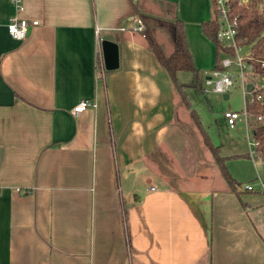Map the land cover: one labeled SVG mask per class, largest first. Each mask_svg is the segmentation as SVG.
<instances>
[{
	"label": "crops",
	"instance_id": "1",
	"mask_svg": "<svg viewBox=\"0 0 264 264\" xmlns=\"http://www.w3.org/2000/svg\"><path fill=\"white\" fill-rule=\"evenodd\" d=\"M135 3L180 19L196 67H215L213 0H24L17 15L38 25L22 41L0 0V264H264V195L229 172L232 189L201 132L199 158L189 151ZM84 99L97 107L74 116ZM178 145L194 166L204 145L212 171L180 169Z\"/></svg>",
	"mask_w": 264,
	"mask_h": 264
},
{
	"label": "trees",
	"instance_id": "2",
	"mask_svg": "<svg viewBox=\"0 0 264 264\" xmlns=\"http://www.w3.org/2000/svg\"><path fill=\"white\" fill-rule=\"evenodd\" d=\"M137 12L142 19L145 30L143 34L148 43V46L156 56L159 64L168 72L176 91L179 93L182 103L189 109L190 116L193 119L196 127L201 132L206 145L211 150L214 159L228 185L235 190L237 182L231 177L228 169L225 166V158H222L216 147H213L204 128L202 121L197 112L192 109L190 104L189 94L187 92L190 88L199 87V77L203 73L196 67L194 57L189 50L186 40L184 23L176 16L169 17L168 24H164V20L160 17L143 14L135 3ZM165 12L171 14L175 6L164 5ZM232 13L238 17L239 20V38L242 39L241 44L249 49L255 57L263 59L264 57V0H248L245 4H239L237 1L232 2ZM217 19L213 18L203 23L202 29L206 37L216 46V54L218 62L220 52L231 53L232 50L221 46L216 34L218 30ZM166 28L169 34V41L172 45V52L167 53L164 43H160L157 38V32L161 28ZM218 66V63L215 67ZM214 67V68H215ZM180 73H190L192 83H184L180 80ZM255 73L264 79V66L261 63H255ZM200 88V87H199ZM262 102H254L248 107L251 126L253 128V137L259 142L257 146L258 153L264 159V92L262 93ZM262 116L259 121L258 117Z\"/></svg>",
	"mask_w": 264,
	"mask_h": 264
},
{
	"label": "rangeland",
	"instance_id": "3",
	"mask_svg": "<svg viewBox=\"0 0 264 264\" xmlns=\"http://www.w3.org/2000/svg\"><path fill=\"white\" fill-rule=\"evenodd\" d=\"M163 20L164 24L167 25L169 20ZM157 35L160 42L169 45L170 49L172 48V45L169 41V34L166 31V28L163 27L159 29ZM220 57H224L223 54H221ZM236 69L237 68L235 67L230 68V70L234 71ZM211 70H206V72L199 77L198 82L200 88H190L187 90L190 98V104L192 106V109H194L199 115L204 128L208 132L212 146L219 148L221 155L231 157L226 163L229 172H231L234 177L239 179V181H241L243 185L249 182H251L253 185H257L258 180L256 179L258 177L264 179V168L262 166V162L256 160L255 164L251 156H249V158H237V155L241 154L251 155L252 151L255 150L256 140L253 137L252 131L248 130L247 123L244 117H241L239 120H237L236 126L234 128H230L223 116L227 111H244L246 103L243 96L241 80L237 79L236 86L229 92V98L224 99L223 94L214 91L213 85L206 84L205 78L209 75ZM191 76L192 75L190 73L179 74L180 80L184 83H192ZM179 118L176 122L177 127L183 132L188 141H190V143H187L186 145H188V149L192 154L196 153L195 155L197 158V155L199 153L197 144H200L198 140H200L201 142V134L190 116L189 109H187L184 105L183 116L180 113ZM181 146L178 145L176 146V148L174 147V150L171 151L174 157H176L179 161L178 163L176 162V164H179L178 167L180 169L181 167L184 168L187 171V174L191 175L193 173H196L194 168H197L198 170H205L206 172L204 173H209L212 171V164L209 163L211 161L212 155L204 145L202 146V148H205L211 157H209L208 155L206 164L203 165L197 163V165L195 164V166L192 163L193 160H190V157L187 155V152L184 149L183 145ZM202 148L199 147L201 151L203 150ZM167 152L168 154L170 153L169 150ZM202 162L203 161H201V163ZM160 165L165 168L171 166L170 161L166 160L165 157L164 159L160 160ZM161 169L164 168L161 167ZM216 174L221 176L220 171H216L215 175ZM166 175L168 174L166 173Z\"/></svg>",
	"mask_w": 264,
	"mask_h": 264
},
{
	"label": "built area",
	"instance_id": "4",
	"mask_svg": "<svg viewBox=\"0 0 264 264\" xmlns=\"http://www.w3.org/2000/svg\"><path fill=\"white\" fill-rule=\"evenodd\" d=\"M233 1H237L239 4L248 2V0H213L214 18L217 19L219 25L216 39L221 46L232 50V52L228 54L220 52V55L223 54L224 57L219 58L217 62L218 66L211 70L205 81L207 85H213L214 91L228 94L236 86L237 79L241 80L246 107L242 112L227 111L223 116L230 128H234L237 120L244 117L248 130L253 131L248 107L256 101L262 102L263 100L264 79L255 73V63L258 62L264 66V57L263 59L255 57L248 48L241 44L242 39L239 38V20L232 13ZM12 3L16 14L10 18L7 25L8 33L14 39L22 41L26 39L30 26H37L38 21L30 22L26 18H20L17 15V13L24 10V0H12ZM132 20L136 24L134 27L135 31L143 32L145 30L144 23L138 15L132 17ZM232 67L237 69L235 71L230 70ZM248 85H252L251 90L248 89ZM96 107V101L84 99L73 108L72 113L74 116H77L89 108ZM258 120L261 121L262 116H259ZM258 145L259 142L256 140L255 150L249 156H251L255 164L256 160L261 161L264 168V159L258 153ZM256 180H258L257 185H253L251 182L244 184L242 186L244 191L264 194V179L258 177Z\"/></svg>",
	"mask_w": 264,
	"mask_h": 264
},
{
	"label": "water",
	"instance_id": "5",
	"mask_svg": "<svg viewBox=\"0 0 264 264\" xmlns=\"http://www.w3.org/2000/svg\"><path fill=\"white\" fill-rule=\"evenodd\" d=\"M248 89L251 90L252 89V85H248ZM224 99H228V94H223Z\"/></svg>",
	"mask_w": 264,
	"mask_h": 264
}]
</instances>
